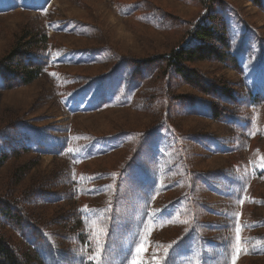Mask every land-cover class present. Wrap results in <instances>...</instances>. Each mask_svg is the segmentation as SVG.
<instances>
[{"label": "rangeland", "instance_id": "obj_1", "mask_svg": "<svg viewBox=\"0 0 264 264\" xmlns=\"http://www.w3.org/2000/svg\"><path fill=\"white\" fill-rule=\"evenodd\" d=\"M1 157L28 264H264V0H0Z\"/></svg>", "mask_w": 264, "mask_h": 264}, {"label": "trees", "instance_id": "obj_2", "mask_svg": "<svg viewBox=\"0 0 264 264\" xmlns=\"http://www.w3.org/2000/svg\"><path fill=\"white\" fill-rule=\"evenodd\" d=\"M189 35L190 38L187 44L178 49H173L166 57V66L167 68L174 69L177 75H182L188 81H192L191 74L194 75L195 71H188L187 64L210 59L224 61L225 55L220 50L219 46L212 43L223 44L225 46H229V43L223 35L217 33L215 27L211 23L205 21L196 23ZM15 53L16 48L11 54L15 55ZM4 59H10V56ZM18 67V85H29L41 75V70L38 69L37 66L30 64L29 61L20 63ZM193 77H195V75ZM5 159V157L0 158V166L4 163ZM0 264H28L1 233Z\"/></svg>", "mask_w": 264, "mask_h": 264}, {"label": "snow or ice", "instance_id": "obj_3", "mask_svg": "<svg viewBox=\"0 0 264 264\" xmlns=\"http://www.w3.org/2000/svg\"><path fill=\"white\" fill-rule=\"evenodd\" d=\"M238 241H239V237H238ZM233 264H235V262H233Z\"/></svg>", "mask_w": 264, "mask_h": 264}]
</instances>
